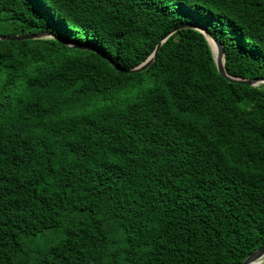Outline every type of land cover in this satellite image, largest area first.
Listing matches in <instances>:
<instances>
[{"label": "trees", "instance_id": "16d2710c", "mask_svg": "<svg viewBox=\"0 0 264 264\" xmlns=\"http://www.w3.org/2000/svg\"><path fill=\"white\" fill-rule=\"evenodd\" d=\"M188 23L228 75L264 79V0H0V35L56 37L0 41V264H243L264 246V84L221 76L200 31L163 42Z\"/></svg>", "mask_w": 264, "mask_h": 264}, {"label": "water", "instance_id": "95a60500", "mask_svg": "<svg viewBox=\"0 0 264 264\" xmlns=\"http://www.w3.org/2000/svg\"><path fill=\"white\" fill-rule=\"evenodd\" d=\"M181 29H194V30L202 32L206 36L210 44L211 51H212L213 58H214L216 67L218 69V72L221 76L225 77L229 82L238 83V84L247 85V86H253V87H258L264 84V79L246 80V79L235 78V77L228 75L226 68H225L226 57H225V51H224V47L222 43L217 37H215L214 34L209 32L206 29V27L200 23H188V24L181 25L175 28L172 32H170L165 37L163 42L167 40L171 35H173L174 33H176L177 31ZM50 37H52V35L46 32L38 33V34H30V35H19V36L0 35V41H20V40H32V39H44V38H50ZM62 42H64V44H67V42L65 41H62ZM161 45L162 43H160L157 46L155 52L144 63H142L140 66L136 67L135 69H132L130 72L143 71L144 69L148 68L155 61L157 53L161 48ZM212 46L216 48V51H214ZM112 64L115 65L114 62H112ZM117 69L120 70L119 67H117ZM263 262H264V246L257 249L250 256H248L243 264H250V263L263 264Z\"/></svg>", "mask_w": 264, "mask_h": 264}, {"label": "bare ground", "instance_id": "6f19581e", "mask_svg": "<svg viewBox=\"0 0 264 264\" xmlns=\"http://www.w3.org/2000/svg\"><path fill=\"white\" fill-rule=\"evenodd\" d=\"M214 51H216V48L214 46H212ZM250 264H258V263H250Z\"/></svg>", "mask_w": 264, "mask_h": 264}, {"label": "snow or ice", "instance_id": "6c2138e0", "mask_svg": "<svg viewBox=\"0 0 264 264\" xmlns=\"http://www.w3.org/2000/svg\"><path fill=\"white\" fill-rule=\"evenodd\" d=\"M52 39H56V37H55V36H53V37H52Z\"/></svg>", "mask_w": 264, "mask_h": 264}]
</instances>
